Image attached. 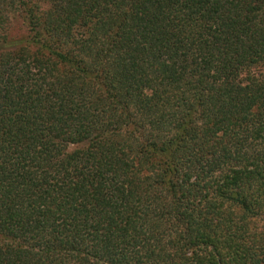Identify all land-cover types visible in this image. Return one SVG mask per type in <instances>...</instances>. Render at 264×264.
Masks as SVG:
<instances>
[{"label": "trees", "instance_id": "obj_1", "mask_svg": "<svg viewBox=\"0 0 264 264\" xmlns=\"http://www.w3.org/2000/svg\"><path fill=\"white\" fill-rule=\"evenodd\" d=\"M0 264H264V0H0Z\"/></svg>", "mask_w": 264, "mask_h": 264}, {"label": "rangeland", "instance_id": "obj_2", "mask_svg": "<svg viewBox=\"0 0 264 264\" xmlns=\"http://www.w3.org/2000/svg\"><path fill=\"white\" fill-rule=\"evenodd\" d=\"M20 32V27L19 25H15L14 26V23L11 25V30H10V33L11 34H17Z\"/></svg>", "mask_w": 264, "mask_h": 264}]
</instances>
